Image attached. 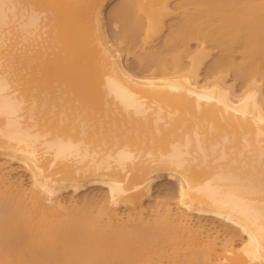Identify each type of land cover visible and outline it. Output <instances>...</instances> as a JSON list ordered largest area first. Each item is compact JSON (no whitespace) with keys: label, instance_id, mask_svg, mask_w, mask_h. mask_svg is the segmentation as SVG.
I'll use <instances>...</instances> for the list:
<instances>
[{"label":"bare ground","instance_id":"bare-ground-1","mask_svg":"<svg viewBox=\"0 0 264 264\" xmlns=\"http://www.w3.org/2000/svg\"><path fill=\"white\" fill-rule=\"evenodd\" d=\"M108 2L0 0V264H264V0Z\"/></svg>","mask_w":264,"mask_h":264},{"label":"rangeland","instance_id":"rangeland-1","mask_svg":"<svg viewBox=\"0 0 264 264\" xmlns=\"http://www.w3.org/2000/svg\"><path fill=\"white\" fill-rule=\"evenodd\" d=\"M180 1H185V0H180ZM122 2V0H109V2H108V4H107V6H106V8H105V15H106V18H107V21H108V33H109V36L111 37V38H113V35H115L116 33H117V30H116V28H115V25L114 24H112L111 23V21H109L110 20V15H111V12H112V10L116 7V6H118L120 3ZM175 19H177V18H174V19H169L167 22H168V24H171L172 22H174L175 21ZM110 24V25H109ZM169 26V25H168ZM167 33H169V31H167ZM167 33H166V35H167ZM165 35V36H166ZM163 40H164V38L162 39V41H157L156 42V44H152L153 45V48H155V49H158V48H160L159 46L160 45H162V43H163ZM161 43V44H160ZM151 45V46H152ZM156 45V46H155ZM198 45H199V43L198 42H191L190 44H189V46L187 47V49L186 50H188V52H190V51H195V52H198L199 51V49H198ZM235 49L234 50H236V53L234 54V57H235V59H236V62L237 63H243V60H242V53H243V50L241 49V47L239 46V45H235V47H234ZM150 49V47L147 49V50H149ZM183 50V49H182ZM197 50V51H196ZM215 52H211L213 55V57L211 56V58L209 59V60H207L206 61V64H205V66L203 67V70H202V77H204L205 75H206V73H207V71H208V68L212 65V63L218 58V56L219 55H222V52H220V50L219 49H216V50H214ZM221 53V54H220ZM218 55V56H217ZM132 56V57H131ZM130 57V58H129ZM220 57V56H219ZM216 58V59H215ZM127 60L126 61H128V59H129V61H128V63H129V66L132 68V69H135L136 70V61H137V57L135 56L134 57V54L132 55H129L127 58H126ZM184 60V62L185 63H187L189 60L188 59H186V58H184L183 59ZM131 64V65H130ZM228 75H229V81L230 82H236L235 83V85H236V90L237 91H239V90H241V88H242V86H243V81L242 80H236L235 81V75H234V72H232V71H230L229 73H227ZM4 166V168L3 169H5V171L7 170V172H5L6 174H8V172H10L9 170H12L11 172H10V180H12L11 182H15V183H17V184H21V185H23L24 186V188H26L27 187V189L28 188H30V179H29V176L26 174V173H24L23 171H21V170H19V169H15L14 167H8L7 165V167H5V164H4V162L3 161H1L0 160V167H3ZM10 168H12V169H10ZM13 168L16 170V171H13ZM19 170V171H18ZM13 173V174H12ZM12 175V176H11ZM12 177V178H11ZM166 186H171L170 184H169V181H167V180H164V181H162L161 183H159V185L157 186V188H156V191H155V195H154V199H152V201L150 202V201H147V206L148 205H151V204H153L152 202L153 201H155V200H157L156 198H158V200L161 202V203H164V204H166V205H169V208H171V209H173L174 211H177V209H178V207H177V197H176V195L175 196H172L171 194H169V195H165V193H167V190H166ZM97 193H99V194H101L98 190L97 191H89L88 193H87V195L88 196H90V197H93V196H98L97 195ZM82 195H84V194H82ZM81 195V196H82ZM92 195V196H91ZM68 196V195H67ZM100 196V195H99ZM69 198V197H68ZM123 213V212H122ZM194 222H197L196 220H194ZM215 226H217V228L219 229V230H222L223 228H221L220 226H219V223H216L215 224ZM215 226H213V225H210V222L208 223V225H207V229H210L211 227L213 228V227H215ZM230 231V233H231V236L233 237V239H234V241H235V244L236 245H239L240 243H241V237L239 236V234L238 233H236V232H234V230H229ZM211 233H213V232H211ZM222 233H223V230H222ZM232 233H234V234H232ZM236 235V236H235ZM223 238V237H222ZM202 264H205L204 262H201ZM201 263H199V264H201Z\"/></svg>","mask_w":264,"mask_h":264}]
</instances>
